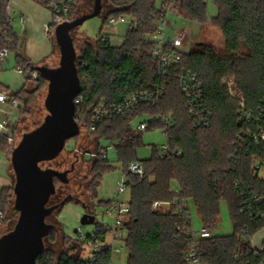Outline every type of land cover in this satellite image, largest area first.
<instances>
[{"label": "trees", "instance_id": "16d2710c", "mask_svg": "<svg viewBox=\"0 0 264 264\" xmlns=\"http://www.w3.org/2000/svg\"><path fill=\"white\" fill-rule=\"evenodd\" d=\"M65 1L44 0L42 5ZM70 1L73 4L61 14L63 22L73 20L86 10L79 7L80 2L86 0ZM107 1L108 10L100 16L102 26L94 44L86 40L84 50L76 60L81 82L79 96L83 98L82 121L86 123L92 108L98 103L118 104L129 94L151 90L157 83L156 62L151 56L153 46L148 41L163 16L156 0ZM211 2L216 9L212 21L218 25L224 38L223 53L204 43L195 50L182 53V61L171 71L166 92L158 106L144 105L131 118L103 122L94 133L87 136L81 133L74 138L76 146L84 136L97 140L96 150L85 153L95 155L89 159L92 180L87 186L92 200L98 198L104 175L115 170L112 163L104 158L107 148L101 143L106 141L115 145L130 191V214L124 224L127 230V264H186L184 254L188 244L181 231L189 225L182 219L178 207L173 205L177 198L182 207H190L193 220L196 218L200 226L215 231L220 227L222 203L227 204L232 232L215 233L212 238L201 241L205 264H264V251L256 254L243 239L245 228L255 236L264 229V222L240 212L243 205L241 191L246 197L250 194L259 197L258 208L264 210V140L261 139L264 136V0ZM9 3L10 0H0V27L10 31L9 39L3 44L14 55L16 68L25 76L26 84L33 81L40 87L44 80L40 75L33 80L36 66L23 54V40L8 22ZM176 7L187 20H196L199 24L209 21L205 0H177ZM122 17L133 22L122 44L115 47L103 31L111 20L118 21ZM51 26L53 31L55 25ZM178 69L197 75L203 82L204 101L212 115L208 128L193 126L179 84ZM232 77L235 78L232 90L239 98L233 97L223 84L224 79ZM24 90L25 87L18 94L14 93L21 106L31 101L30 94L25 98L20 95ZM243 108L252 116L250 121L243 119ZM22 111L21 107L19 115ZM143 115L173 119L167 136L171 147L181 152L180 156L157 160L154 147V155L150 159H136V148L143 141L142 133L134 134L132 124ZM162 127L159 120H154L145 131L161 130ZM246 133H250L253 140ZM237 134L243 136L244 142L235 148ZM13 149L12 144L0 138L1 154L9 158ZM134 162L142 163L143 177L127 172L128 166ZM173 182L181 188L178 196L170 191ZM237 183H242V190H237ZM11 198L10 189H0V219ZM156 202L169 203L170 206L165 212L155 211L153 205ZM110 203L101 201L99 206L108 207ZM95 226L98 234L107 232L96 222ZM77 248L76 255L63 253L58 257L45 249L35 264H108L110 255L107 252L102 251L96 261L90 262L86 257L85 244L80 243L74 250ZM237 252H243L240 260L235 258Z\"/></svg>", "mask_w": 264, "mask_h": 264}, {"label": "rangeland", "instance_id": "374dc122", "mask_svg": "<svg viewBox=\"0 0 264 264\" xmlns=\"http://www.w3.org/2000/svg\"><path fill=\"white\" fill-rule=\"evenodd\" d=\"M207 2V7L209 11V21L199 24L194 23L190 20L178 17L174 14H170L168 17V30L167 36H173L176 32L184 30L187 33V38L184 46L181 48L183 53H188L189 51L198 48L199 44H208L213 46L218 52H224V38L220 32V29L212 19L216 16V9L212 5L211 0H205ZM94 5V0H86L80 2L79 7L86 9L83 13L76 16L74 19L80 17L82 14L89 13ZM104 10L102 15H104L109 6L107 0H103ZM50 12V10H49ZM48 12V13H49ZM49 22L52 20V12L46 14ZM73 19V20H74ZM72 21V20H71ZM132 19L128 17H122L117 24L104 28L103 33L110 35L111 42L113 46H119L122 43L124 36L132 25ZM14 30L19 31V26L17 23H13ZM102 26V17H97L86 21L81 27L72 32V37L74 38V47L76 49L77 58L82 54L84 50V44L86 40L93 45L99 34L100 28ZM53 37L52 42V54L45 60V65L49 68H56L60 62V52L59 48L55 42L54 30L52 31ZM22 38V37H21ZM23 39V38H22ZM47 40L42 35L39 38L32 39L29 42L28 48L32 49L34 46H44L47 44ZM14 55L10 56V64L3 67V72L0 74V84L9 89L11 92L18 94L24 87L25 90L20 95L22 97H27L30 94L31 101L28 105L22 104L23 111L19 115V111L10 110L11 118L15 125V141L12 143L14 149L20 143L24 134L29 133L36 128H38L47 116V111L45 108V99L47 95V82L44 81V85L39 87V84L33 81H29L26 84L25 76L16 68L14 63ZM39 77V74L35 76L32 74L33 80ZM232 82H234L232 84ZM223 84L231 85L230 92L233 97H237L233 92L232 88L235 84V78H228L223 80ZM3 116L0 114V120ZM144 118H138L136 124L142 122ZM87 136V135H85ZM80 140L76 146V140H70L64 151L60 156L51 162H46L41 164L43 169H54L59 172H65L70 170L72 165L75 166L74 172L70 173L68 176L69 183L62 184L59 181L56 183V194L51 198L48 207H55L56 203L64 202L65 198L71 197V200L64 203L60 208V211L55 210L51 217L47 219V223L53 225L55 228L50 232V235L45 239V249L46 251L53 253L55 257L66 253L71 255L72 253L76 255L78 253V248L74 250V247L79 246L77 238L80 233L85 236H91L96 233V226L93 225H82L81 220L85 213L94 215L96 223L98 225H103L105 227H111L113 219L104 215L106 208L104 206H99V202L112 201L117 196L118 184L124 179V169L122 164L118 162V154L115 145L112 143L103 141L101 143L102 147L108 148L107 156L108 160L112 163L115 168L114 171L104 175L101 181V187L98 190V198L95 200L91 199L90 192L87 190L88 184L91 182V177L89 176V171L91 168V155L85 154L92 153L96 150L97 140L92 137H85ZM143 144L136 148L135 154L136 159L139 161L147 160L154 155V147L159 148L160 146L167 143L166 137L163 136L159 129H154L152 131H145L142 133ZM13 149V150H14ZM173 182L172 184H175ZM14 185H15V174L11 165V156L9 158L0 153V189H10L12 192V198L10 199V205H7L3 214V218L0 219V236H3L10 231H12L18 222L20 213L15 209V196H14ZM124 198L129 202L130 191H126ZM103 205V204H100ZM86 206V208H85ZM167 209L161 210L165 212ZM59 211V213H58ZM221 218L220 227L216 230L219 234H229L232 232V226L229 218L228 207L225 202L221 206ZM60 223L62 225H58ZM194 229H199V223L194 219ZM63 229V232H62ZM78 230V233L75 231ZM66 236V237H64ZM264 237V230L257 233L253 239L254 244L258 245L261 239ZM73 251V252H72ZM128 261V250L123 247L121 255H115V262L117 264H127Z\"/></svg>", "mask_w": 264, "mask_h": 264}, {"label": "built area", "instance_id": "2783aa9c", "mask_svg": "<svg viewBox=\"0 0 264 264\" xmlns=\"http://www.w3.org/2000/svg\"><path fill=\"white\" fill-rule=\"evenodd\" d=\"M31 1L43 6L42 3L44 0ZM176 2L177 0H156V6L158 9L162 10L163 16L158 22L155 32L148 38V41L153 46L151 56L156 62L157 83L154 88L151 90L136 91L131 93L118 104H108L106 102L98 103L92 108L88 123L82 121L83 98L78 96L75 99V121L78 125L82 123V126L79 125L80 134L82 133L86 135L89 133H94L97 129V126L103 122H112L119 119L131 118L136 113H138V111L144 105L158 106L160 104V101L166 92L168 82L167 80L171 71L178 67L182 61L183 52L181 48L184 46L187 38V33L184 30L177 32L174 36H167L166 34L169 25L168 17L170 14L184 18L176 7ZM72 4L73 3L70 0H66L64 3L51 2L43 6L46 9L53 11L55 14L52 15L51 22L45 25V29L48 34H50L52 31V24H54V27L56 28L59 24L63 23L61 14L68 11V7ZM7 18L10 27L13 30V23H17L19 26V31H14L20 36L26 32L27 26L31 22V19L28 16L16 13L15 10L12 9L10 3L7 7ZM118 21L111 20L110 24L115 25L118 23ZM192 22L196 24L198 23L196 20ZM9 37V29L0 27V74L4 65L8 63L9 58L12 55L10 50L3 44V42L9 39ZM177 72L179 84L186 99V104L190 111L193 126L200 129L208 128L211 123L212 115L207 109L204 101L203 82L197 75L189 71L178 69ZM34 74L35 76L37 75V73ZM233 83L234 82H232V84ZM226 86L229 89L231 88V85ZM20 108L21 104L17 99L14 98V93L0 84V114L3 116V118L0 120V138L7 140L10 144L14 143L15 141V125L11 118L9 109H16L19 111ZM241 115L243 116V119H247L248 121L252 119V116L247 113L244 108L241 112ZM154 120H159L161 122L163 126L161 132L167 139L166 144L156 148L155 158L157 160H165L180 156L181 152L171 147L167 136L168 128L173 125V119L171 117H164L162 115H159L156 118L148 117L147 120L133 126L134 134L143 133L146 130L148 124ZM245 135L248 138H251L250 133H246ZM261 139L264 140V136H262ZM254 141L257 143V138H255ZM243 142V136L241 134H237L235 136L234 147L238 148ZM91 157H95V155L92 154ZM104 158L107 159V152ZM127 172L139 177H143L144 168L142 163H131L127 168ZM236 188L238 191L242 190V183H237ZM128 190L129 184L126 173H124L123 181L118 184L116 198L111 201L108 207H105L106 210L104 215L112 218L113 223L111 227L108 228L105 227L104 224L101 225L102 228L107 229V232L104 235H100L96 232L91 236H85L82 233L79 234V231L77 232L79 234L77 241L79 243L85 244V248L87 249L86 257L90 262L96 261L98 254L104 251L110 255L108 264H117L115 262V255L122 254L127 238V230L124 227V224L130 214V204L125 200L124 195ZM170 191L173 195L178 196L181 193V188L178 184H173L170 187ZM240 193L241 197L243 198V205L240 212L247 213L249 217L261 219L264 222V210H260L258 208V203L261 201V199L253 194H250L249 197H246L244 192L241 191ZM173 205L178 207V212L182 213L183 215L182 219L189 225L187 229L181 231L182 236L186 238L188 244V248L184 254V260L186 264H205L203 262V251L200 244L201 241L212 238L215 234V230H210L203 226H200L199 229L195 230L193 225V215L190 207L188 205H186V208L182 207L181 201L178 198L174 201ZM169 206V203L156 202L153 205V209L155 211H161L163 209H167ZM254 237L255 236H251L250 230L245 228L243 231V239L245 242L249 243L251 250L258 254L264 251V239L258 245H255L253 241ZM242 255L243 252H237L235 254V258L240 260Z\"/></svg>", "mask_w": 264, "mask_h": 264}, {"label": "water", "instance_id": "95a60500", "mask_svg": "<svg viewBox=\"0 0 264 264\" xmlns=\"http://www.w3.org/2000/svg\"><path fill=\"white\" fill-rule=\"evenodd\" d=\"M103 9V0H94L89 13L59 24L54 31L60 52L58 67L34 68L35 73L48 84L44 103L48 114L38 128L23 135L11 154L15 174L14 207L20 215L14 229L0 236V264H35L45 250V239L55 228L47 223V219L57 206L48 205L56 194L55 180L68 183L69 171L43 169L41 164L57 159L67 141L80 134V127L75 121V99L81 92V82L72 32L86 21L100 17ZM95 222V216L87 213L81 220L82 225Z\"/></svg>", "mask_w": 264, "mask_h": 264}, {"label": "crops", "instance_id": "0c3cea01", "mask_svg": "<svg viewBox=\"0 0 264 264\" xmlns=\"http://www.w3.org/2000/svg\"><path fill=\"white\" fill-rule=\"evenodd\" d=\"M10 4H11L12 9L15 10L16 13L26 15L31 19V22L27 26L26 32L21 36L23 38V39L21 38L23 40V46H22L23 54L35 66L45 65L44 62L46 59H48L51 56L52 49H53L51 39L49 37V34L46 32V29H45V25L50 23L48 18L46 17V14L51 13V11L49 12L48 9H46L45 7H43L41 5L34 3L31 0H10ZM42 33H43V37L47 40L48 43L45 46H44V44H42L41 46H37V47L34 46L32 49H29L28 48L29 42L32 41V39L37 40L39 38V36L42 35ZM106 36L108 37V39L112 45L110 35H106ZM122 42H123V40H122ZM119 46H115V47H119ZM14 63H15V61H14ZM7 64L9 65L10 61H8V63H6L5 65H7ZM2 72H3V70H2ZM2 72H1V74H2ZM141 117L144 118L142 121H145V120H147V118L149 116L143 115V116H140L138 118H141ZM138 118H136L135 121L133 122V124H132L133 126L136 125V121L138 120ZM155 148H157V147H155ZM107 159H108V156H107ZM221 213H222V211H221ZM196 221L199 223V221L197 219H196ZM91 225H93V224H91ZM199 226H200V224H199ZM215 233H217V231H215ZM263 239H264V237L261 239V241Z\"/></svg>", "mask_w": 264, "mask_h": 264}, {"label": "flooded vegetation", "instance_id": "af4514ba", "mask_svg": "<svg viewBox=\"0 0 264 264\" xmlns=\"http://www.w3.org/2000/svg\"><path fill=\"white\" fill-rule=\"evenodd\" d=\"M74 170H75V166L72 165V167L70 168V170H68V171H69L68 176H69L70 173L74 172ZM68 176H67V177H68ZM68 183H69V179H68ZM66 184H67V183H66ZM66 199H68V201H70V200H71V197L65 198V199H64V202L62 201L61 203H56L54 206H57L58 210H60V208L62 207V205H64ZM68 201H67V202H68ZM85 208H86V206H85ZM56 210H57V209H56ZM85 214H86V213H85Z\"/></svg>", "mask_w": 264, "mask_h": 264}]
</instances>
